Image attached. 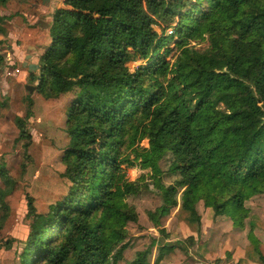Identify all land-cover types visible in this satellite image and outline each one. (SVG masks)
Here are the masks:
<instances>
[{"label":"trees","instance_id":"trees-1","mask_svg":"<svg viewBox=\"0 0 264 264\" xmlns=\"http://www.w3.org/2000/svg\"><path fill=\"white\" fill-rule=\"evenodd\" d=\"M50 20L29 80L45 99L74 96L61 158L70 185L45 214L27 196L20 264L123 260L128 224L137 222L126 200L141 188L123 166L149 170L162 200L149 213L155 227L178 203L200 225L202 202L242 229L246 202L264 195V0H63ZM5 22L0 16L1 36ZM32 105L28 97L25 116L15 118L25 158ZM165 173L175 179L168 187ZM0 177L1 229L14 181L4 168ZM248 240L264 264L251 232ZM154 244L158 263L172 247ZM148 256L137 252L126 264H148Z\"/></svg>","mask_w":264,"mask_h":264},{"label":"rangeland","instance_id":"rangeland-1","mask_svg":"<svg viewBox=\"0 0 264 264\" xmlns=\"http://www.w3.org/2000/svg\"><path fill=\"white\" fill-rule=\"evenodd\" d=\"M49 1L12 0L0 7V16L6 19L3 26L7 32L5 36L0 35V168H4L14 181L6 198L9 207L7 219L0 229V264H20L19 254L28 234L27 196L33 199L36 212L45 214L52 203L64 197L70 185L63 177L65 166L61 158L69 141L65 110L74 96L69 93L54 99L43 98L36 89L38 83L29 80L28 68L22 67L24 62L39 64V54L48 37L38 21L49 24V13H54L60 0ZM41 9L44 12L41 13ZM7 21L11 23L7 24ZM153 29L161 33L159 26L155 25ZM167 33L170 34L169 30ZM139 64H128V67L132 71ZM15 69L20 74L13 73ZM26 86L34 87L31 93ZM28 97L33 105L32 116L27 121L31 143L25 158L15 118L25 116ZM140 146L148 147L147 140ZM122 168L126 178L131 182L138 180L141 188L138 194L126 200L134 207L137 222L128 224L130 247L118 264L132 261L137 252L144 250H149L148 264H261L248 234L254 235L264 255V195L246 202L249 214L242 229L235 228L228 216L215 217L202 202L196 205L200 225L190 223L188 214L178 203L169 214L159 218L155 227L149 213H154L162 205V200L149 178V170L138 165ZM174 181L165 173L161 184L168 187ZM4 187L0 177V189ZM11 240H14L12 245L7 247ZM153 241H159L160 246L172 247L158 263V245H152ZM178 242H183L186 252L177 245Z\"/></svg>","mask_w":264,"mask_h":264},{"label":"water","instance_id":"water-1","mask_svg":"<svg viewBox=\"0 0 264 264\" xmlns=\"http://www.w3.org/2000/svg\"><path fill=\"white\" fill-rule=\"evenodd\" d=\"M44 2H49V0H43ZM38 25L42 28V29H44V30H47L49 27H50V25L48 24V23H46V22H44V21H41V20H39L38 21ZM29 57H31V56H28V58ZM26 63V62H25ZM23 67H27L30 71H36L37 69H38V66L37 65H27V63L26 64H24L23 65ZM34 89V87H30V86H26V90L29 92V93H31L32 92V90Z\"/></svg>","mask_w":264,"mask_h":264},{"label":"crops","instance_id":"crops-1","mask_svg":"<svg viewBox=\"0 0 264 264\" xmlns=\"http://www.w3.org/2000/svg\"><path fill=\"white\" fill-rule=\"evenodd\" d=\"M50 2V1H49ZM62 2H63V0H60L59 1V4L56 6V8H59V7H61L62 6ZM43 9H45V8H43ZM42 11L44 12V10H42L41 9V13H42ZM53 14V12L52 13H49V15L51 16ZM11 23V21H7V24H10ZM8 30H9V28H8ZM9 35H11L10 33H9ZM47 37H48V33H47ZM49 43V38H48V40H47V43L44 45V46H46L47 44ZM43 46V47H44ZM42 51H43V49H41V51H40V54L42 53ZM39 54V55H40ZM28 57V56H27ZM32 58V57H31ZM27 63V65H33V63H28V62H26ZM25 62L24 63H22V67H23V65L24 64H26ZM34 65H37V64H34ZM38 66V65H37ZM24 68V67H23ZM18 69H15V71L13 72V73H19L20 74V72L19 71H17ZM28 70V72H30V70L29 69H27ZM18 74V75H19Z\"/></svg>","mask_w":264,"mask_h":264},{"label":"built area","instance_id":"built-area-1","mask_svg":"<svg viewBox=\"0 0 264 264\" xmlns=\"http://www.w3.org/2000/svg\"><path fill=\"white\" fill-rule=\"evenodd\" d=\"M170 32V31H169Z\"/></svg>","mask_w":264,"mask_h":264}]
</instances>
